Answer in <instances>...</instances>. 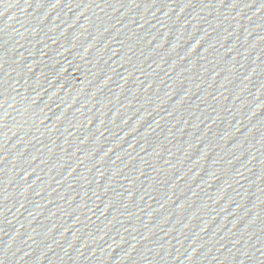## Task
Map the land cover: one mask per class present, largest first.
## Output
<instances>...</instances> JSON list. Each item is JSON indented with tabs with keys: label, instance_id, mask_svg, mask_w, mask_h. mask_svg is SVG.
<instances>
[{
	"label": "water",
	"instance_id": "95a60500",
	"mask_svg": "<svg viewBox=\"0 0 264 264\" xmlns=\"http://www.w3.org/2000/svg\"><path fill=\"white\" fill-rule=\"evenodd\" d=\"M0 264H264V0H0Z\"/></svg>",
	"mask_w": 264,
	"mask_h": 264
}]
</instances>
